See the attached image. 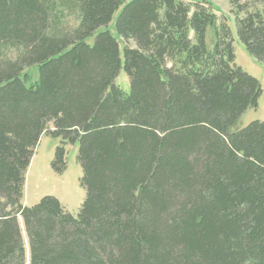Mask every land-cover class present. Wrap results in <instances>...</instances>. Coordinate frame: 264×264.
I'll return each instance as SVG.
<instances>
[{"label": "trees", "instance_id": "16d2710c", "mask_svg": "<svg viewBox=\"0 0 264 264\" xmlns=\"http://www.w3.org/2000/svg\"><path fill=\"white\" fill-rule=\"evenodd\" d=\"M252 1L229 0L264 65ZM261 93L208 1L0 0V264H264V122L234 128ZM49 128L55 172L77 146L75 216L51 195L22 202Z\"/></svg>", "mask_w": 264, "mask_h": 264}, {"label": "rangeland", "instance_id": "374dc122", "mask_svg": "<svg viewBox=\"0 0 264 264\" xmlns=\"http://www.w3.org/2000/svg\"><path fill=\"white\" fill-rule=\"evenodd\" d=\"M128 0H124L126 2ZM184 3L192 5L198 1H208L211 4V10L216 14L218 21L223 16L226 17L227 24L230 28L233 37V49L235 54V63L239 65L245 72L255 77L262 88L261 96L258 100V105L255 109H247L239 118V121L234 128H239L247 125L253 120L264 122V65L254 57L250 56L245 50L242 43L239 41L234 23V16H243L244 12H237L230 5L229 0H181ZM250 9H261L260 3L252 0H241ZM116 15L113 16L108 30L117 36L113 24ZM66 23L69 26H76V22L71 15L65 17ZM88 40L91 42L92 39ZM206 43L209 50L212 49L214 44L213 31L207 30ZM129 45L133 43L128 42ZM122 56V52H121ZM26 73L30 81L36 79L37 70L34 66L23 69V74ZM114 83L124 91L129 90V81L123 69H120L118 76L115 78ZM49 128L45 130L38 138L34 147L32 148V155L30 164L26 170L23 186L22 202L26 206L36 204L41 197L45 195L54 196L61 205L72 215H76L81 207L85 198V191L81 187L82 168L77 160V146L65 145V167L61 172H55L52 168V161L56 147L60 144V138H53L48 136Z\"/></svg>", "mask_w": 264, "mask_h": 264}]
</instances>
